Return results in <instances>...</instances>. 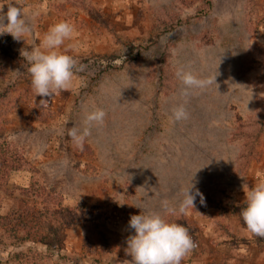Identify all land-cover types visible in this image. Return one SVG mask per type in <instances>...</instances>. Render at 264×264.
Returning a JSON list of instances; mask_svg holds the SVG:
<instances>
[{"label":"rangeland","instance_id":"1","mask_svg":"<svg viewBox=\"0 0 264 264\" xmlns=\"http://www.w3.org/2000/svg\"><path fill=\"white\" fill-rule=\"evenodd\" d=\"M16 3L30 31L0 35V264H131L139 207L188 228L181 264H264L240 215L264 181V0ZM59 20L74 25L61 49L79 70L41 97L21 50ZM180 67L212 83L184 96ZM95 107L104 122L81 150L67 129ZM190 183L204 202L181 212Z\"/></svg>","mask_w":264,"mask_h":264},{"label":"clouds","instance_id":"2","mask_svg":"<svg viewBox=\"0 0 264 264\" xmlns=\"http://www.w3.org/2000/svg\"><path fill=\"white\" fill-rule=\"evenodd\" d=\"M23 16L22 8L16 0H7L0 6V35L7 33L15 40H25L30 25ZM74 31L71 22L59 20L49 27L39 46L21 50L36 95L51 97L57 90H66L70 86L74 71L79 69L76 59L63 51L61 46L66 39L73 36ZM176 75L184 86L182 89L184 96L189 95L191 89H204L212 83L211 80L200 78L184 67L178 68ZM105 115L103 108L95 107L86 112L85 127L73 125L67 129V135L77 148L83 149L90 128L102 124ZM172 115L176 121L187 119L188 112L185 105L183 103L176 105ZM193 187L194 185L190 183L184 191L181 212L189 205L194 206L197 196L202 203L204 202L203 193L198 188L192 191ZM245 199V206L240 210L243 222L253 234L264 237V181L251 186L245 193ZM167 206V201L161 202V207L167 208ZM139 208L141 211L132 214L128 222V227L134 230V234L127 238L126 248V252L131 256V264H181L195 247L188 228L166 218L161 211Z\"/></svg>","mask_w":264,"mask_h":264}]
</instances>
